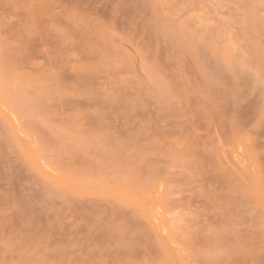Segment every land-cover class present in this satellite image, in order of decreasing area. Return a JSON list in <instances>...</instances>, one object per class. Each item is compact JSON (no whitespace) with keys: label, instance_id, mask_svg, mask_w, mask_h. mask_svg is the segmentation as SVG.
<instances>
[{"label":"rangeland","instance_id":"374dc122","mask_svg":"<svg viewBox=\"0 0 264 264\" xmlns=\"http://www.w3.org/2000/svg\"><path fill=\"white\" fill-rule=\"evenodd\" d=\"M0 264H264V0H0Z\"/></svg>","mask_w":264,"mask_h":264}]
</instances>
